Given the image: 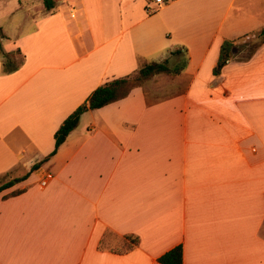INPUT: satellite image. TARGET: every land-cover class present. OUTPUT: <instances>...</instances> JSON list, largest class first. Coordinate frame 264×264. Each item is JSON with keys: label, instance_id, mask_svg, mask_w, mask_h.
Listing matches in <instances>:
<instances>
[{"label": "crops", "instance_id": "0c3cea01", "mask_svg": "<svg viewBox=\"0 0 264 264\" xmlns=\"http://www.w3.org/2000/svg\"><path fill=\"white\" fill-rule=\"evenodd\" d=\"M55 2L0 0V184L16 179L0 264H160L179 244L183 264H264V42L213 74L225 39L264 29V0L231 16L236 0ZM178 47L184 90L86 111L46 159L95 88ZM127 234L140 244L125 254L100 247Z\"/></svg>", "mask_w": 264, "mask_h": 264}, {"label": "trees", "instance_id": "16d2710c", "mask_svg": "<svg viewBox=\"0 0 264 264\" xmlns=\"http://www.w3.org/2000/svg\"><path fill=\"white\" fill-rule=\"evenodd\" d=\"M46 10L52 11L55 6V0H43ZM254 35V36H252ZM5 37L0 31V51L1 38ZM248 37V40L245 39ZM242 41H245L242 43ZM264 42V29L256 32L255 34H245L236 39H225L220 48V54L217 64L213 68V74L219 76L222 69L232 60L249 59L255 51ZM184 51L181 47L171 50V55H181ZM5 57V69L7 71L14 70L17 67L14 54L11 52H2ZM188 57L185 58L184 62L176 67L172 68L169 65V59L162 61L147 60L140 58L139 67L132 73L109 79L95 88L88 98L80 104L72 113H70L64 121L60 124L59 128L54 134L55 148L49 156L54 155L58 148L66 141L68 135L76 128L80 120L81 115L91 109H98L106 106L114 101L127 97L131 91L136 87H144V81L156 74H180L181 71L186 67ZM41 166V162H38L32 166L31 171L38 169ZM16 179L8 180L0 184V192L4 189L12 186ZM16 192H14L15 194ZM140 244V238L135 234L125 235L121 241L114 247H111L112 252L118 254H125ZM103 245V244H102ZM100 247H103V246ZM160 264H183V246L179 244L161 256L158 257Z\"/></svg>", "mask_w": 264, "mask_h": 264}, {"label": "rangeland", "instance_id": "374dc122", "mask_svg": "<svg viewBox=\"0 0 264 264\" xmlns=\"http://www.w3.org/2000/svg\"><path fill=\"white\" fill-rule=\"evenodd\" d=\"M243 2V0H236L234 7L232 11L230 12V16L234 14L240 6V4ZM139 3L140 0H136V2L133 3L135 7H137V11L142 9L141 7L139 8ZM229 20V17H228ZM244 36V35H242ZM254 36V35H252ZM248 40V37L245 39V41ZM245 41H242L245 42ZM186 58V53L183 52L181 55H177L172 57V60L169 62V65L172 68H176L180 66ZM189 79L186 76H180V74H156L149 79L144 81V89L147 94V98L149 102L156 101L158 99L167 97L171 95L172 93L182 91L186 88L188 85ZM119 242H104L102 245L103 247H106L110 245L109 247H114L118 244Z\"/></svg>", "mask_w": 264, "mask_h": 264}, {"label": "built area", "instance_id": "2783aa9c", "mask_svg": "<svg viewBox=\"0 0 264 264\" xmlns=\"http://www.w3.org/2000/svg\"><path fill=\"white\" fill-rule=\"evenodd\" d=\"M169 0H153V5L148 4L147 11L148 13L156 12L161 6L165 5Z\"/></svg>", "mask_w": 264, "mask_h": 264}]
</instances>
